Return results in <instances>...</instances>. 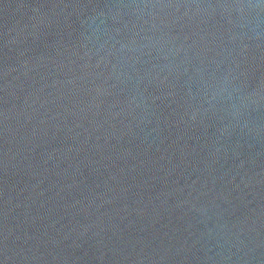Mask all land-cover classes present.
<instances>
[{
  "label": "water",
  "instance_id": "obj_1",
  "mask_svg": "<svg viewBox=\"0 0 264 264\" xmlns=\"http://www.w3.org/2000/svg\"><path fill=\"white\" fill-rule=\"evenodd\" d=\"M0 264H264V0H0Z\"/></svg>",
  "mask_w": 264,
  "mask_h": 264
}]
</instances>
